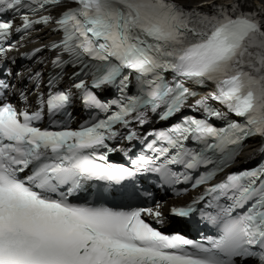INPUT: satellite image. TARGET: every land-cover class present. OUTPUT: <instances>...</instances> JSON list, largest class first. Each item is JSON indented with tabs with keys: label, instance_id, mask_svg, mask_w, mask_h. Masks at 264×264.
Masks as SVG:
<instances>
[{
	"label": "snow or ice",
	"instance_id": "6c2138e0",
	"mask_svg": "<svg viewBox=\"0 0 264 264\" xmlns=\"http://www.w3.org/2000/svg\"><path fill=\"white\" fill-rule=\"evenodd\" d=\"M44 29L60 38L42 42L36 33ZM133 74L138 91L129 95ZM186 83L214 85L211 100L227 112L201 97L194 107L204 118L186 116L154 133L152 154L131 166L108 163L109 142L137 138L130 125L146 123L148 110L163 107L165 119L196 96ZM105 87L119 97L102 100L94 90ZM76 97L96 117L71 130L57 117L70 115ZM229 114L244 122H209ZM45 118L63 130L42 128ZM253 135L264 138V13L248 0L209 8L177 0H0V264H264V166L230 174L171 209L180 218L199 212L215 227L201 240L146 222L145 215L165 223L159 203L124 211L70 199L89 182L121 185L146 172L170 187L188 183ZM218 170L201 173L192 187L209 185Z\"/></svg>",
	"mask_w": 264,
	"mask_h": 264
},
{
	"label": "bare ground",
	"instance_id": "6f19581e",
	"mask_svg": "<svg viewBox=\"0 0 264 264\" xmlns=\"http://www.w3.org/2000/svg\"><path fill=\"white\" fill-rule=\"evenodd\" d=\"M178 1L182 2L185 5L200 6L202 4L206 5V4H212V3L231 2L232 0H208L207 3H205L204 0H178ZM249 1L257 6H260V4L264 5V3L261 2V0H249Z\"/></svg>",
	"mask_w": 264,
	"mask_h": 264
}]
</instances>
